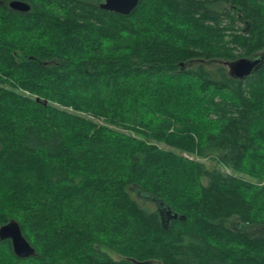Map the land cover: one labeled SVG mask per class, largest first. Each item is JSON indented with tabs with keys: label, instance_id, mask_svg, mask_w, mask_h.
<instances>
[{
	"label": "trees",
	"instance_id": "trees-1",
	"mask_svg": "<svg viewBox=\"0 0 264 264\" xmlns=\"http://www.w3.org/2000/svg\"><path fill=\"white\" fill-rule=\"evenodd\" d=\"M8 1L0 226L35 254L0 264H264V62L220 65L264 53V0Z\"/></svg>",
	"mask_w": 264,
	"mask_h": 264
},
{
	"label": "water",
	"instance_id": "water-1",
	"mask_svg": "<svg viewBox=\"0 0 264 264\" xmlns=\"http://www.w3.org/2000/svg\"><path fill=\"white\" fill-rule=\"evenodd\" d=\"M140 0H104L99 4L103 10L117 12L120 14H129L138 4ZM7 5L20 12H27L30 5L23 0H9ZM264 62V53L255 54L252 57H239L233 60L222 61L227 66L228 75L235 79H242L253 71H256ZM162 222L168 221L170 218H177V213L166 210L165 214L160 213ZM166 216V217H165ZM181 217V216H180ZM10 239L13 253L20 258L29 257L35 254V248L24 237L19 223L11 219L7 223L0 226V240ZM134 264H153V261H137Z\"/></svg>",
	"mask_w": 264,
	"mask_h": 264
},
{
	"label": "rangeland",
	"instance_id": "rangeland-1",
	"mask_svg": "<svg viewBox=\"0 0 264 264\" xmlns=\"http://www.w3.org/2000/svg\"><path fill=\"white\" fill-rule=\"evenodd\" d=\"M218 65V63H216L215 65H210L211 68H215L216 66ZM220 65L222 66H225L223 65L222 63H220ZM226 67V70H227V66ZM178 152V151H177ZM182 156L184 157H187L189 159H195V160H199V161H202V162H205L209 167H213V166H217L218 168H221L222 166L218 165V164H215L214 162H212L211 160L209 159H206V158H199L195 155H192V154H188V153H182V152H179ZM223 169V168H222ZM223 170H226L228 171L227 169H223ZM241 177H244V178H247V179H252L251 177L249 176H246V175H243L241 174ZM131 194L132 196L143 206V207H146V208H149V209H154L156 207L155 203H152L149 199H146V197H143L141 195H138L136 194L134 191H131ZM233 222V221H232ZM231 222V223H232ZM237 223L236 222H233L232 225H236ZM113 256H115L114 254H112Z\"/></svg>",
	"mask_w": 264,
	"mask_h": 264
}]
</instances>
